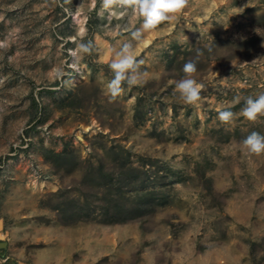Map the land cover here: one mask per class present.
Instances as JSON below:
<instances>
[{"label":"rangeland","instance_id":"obj_1","mask_svg":"<svg viewBox=\"0 0 264 264\" xmlns=\"http://www.w3.org/2000/svg\"><path fill=\"white\" fill-rule=\"evenodd\" d=\"M113 11L0 0V264H264V154L242 144L264 116L240 114L264 93V0H189L139 42ZM128 43L146 83L111 99Z\"/></svg>","mask_w":264,"mask_h":264},{"label":"clouds","instance_id":"obj_2","mask_svg":"<svg viewBox=\"0 0 264 264\" xmlns=\"http://www.w3.org/2000/svg\"><path fill=\"white\" fill-rule=\"evenodd\" d=\"M188 4L189 0H101V9L110 14H115L113 10L117 8L131 10L137 19L142 20L141 27L131 33L133 40L139 42L144 33L155 30L162 23L174 21ZM6 47L4 43L0 42V49ZM91 50L90 42L79 46V51L82 53H90ZM142 63L143 61L137 60L134 46L131 43L125 44L115 52L108 64L113 78L106 84L107 94L111 99L122 94L124 84L133 87L143 86L146 83V74L141 71ZM182 71L184 76L175 82V92L179 94V98L184 103L195 106L200 101L204 89V85L195 78L196 62L192 60L186 62ZM240 114L253 122L264 116V93L259 94L256 98L247 97ZM234 118L235 114L230 110L218 111V119L222 123H231ZM242 144L248 154H264V134L253 131L243 139Z\"/></svg>","mask_w":264,"mask_h":264},{"label":"bare ground","instance_id":"obj_3","mask_svg":"<svg viewBox=\"0 0 264 264\" xmlns=\"http://www.w3.org/2000/svg\"><path fill=\"white\" fill-rule=\"evenodd\" d=\"M37 183V182H36ZM41 186H44V185H47L48 183L47 182H45V181H42L41 183ZM1 225V224H0Z\"/></svg>","mask_w":264,"mask_h":264}]
</instances>
